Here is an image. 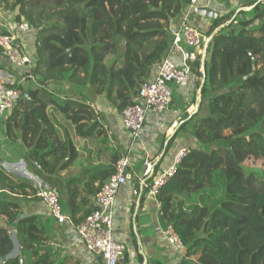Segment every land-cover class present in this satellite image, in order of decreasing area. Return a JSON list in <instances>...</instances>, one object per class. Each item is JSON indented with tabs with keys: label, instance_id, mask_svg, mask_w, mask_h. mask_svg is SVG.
<instances>
[{
	"label": "trees",
	"instance_id": "trees-1",
	"mask_svg": "<svg viewBox=\"0 0 264 264\" xmlns=\"http://www.w3.org/2000/svg\"><path fill=\"white\" fill-rule=\"evenodd\" d=\"M189 2L0 0V6L36 33L33 74L42 86L70 82L74 93L87 89L83 99L105 95L122 113L169 56L171 27ZM248 8L226 15L217 11L210 37L223 28L209 43L204 67L201 58L192 64L193 102L199 95V109L191 118L185 116L180 131L196 145L187 149L175 176L157 196L162 226H172L184 246L179 264H264V4L255 0ZM109 57L114 60L108 66ZM14 88L23 96L5 122L6 132L22 140L29 162L48 168L49 158L61 150L49 124L48 105L76 125L90 107L76 97L60 103L45 100V91L39 89L17 83L10 86ZM120 158L115 155L102 168L101 185L93 194L112 177ZM245 168L261 172L246 176ZM37 191L0 169L1 264H73L51 248L53 219L24 214L20 198L32 196L38 202ZM12 232L20 253L9 258L15 249ZM99 264H104L102 259Z\"/></svg>",
	"mask_w": 264,
	"mask_h": 264
},
{
	"label": "crops",
	"instance_id": "crops-1",
	"mask_svg": "<svg viewBox=\"0 0 264 264\" xmlns=\"http://www.w3.org/2000/svg\"><path fill=\"white\" fill-rule=\"evenodd\" d=\"M253 1L255 0H241L244 8L240 10L250 11L252 8H248V4ZM222 7L209 6L208 9L214 11L218 9L216 12L220 10V13H223ZM3 10L5 9L0 6V17L3 20L11 21L15 18L13 14ZM236 12L239 13V10ZM178 21L174 24H178ZM190 22L203 32L208 41L211 40L214 34L210 37L213 19L195 15L190 18ZM209 43L204 47L206 57ZM182 48L184 55L178 53L171 55V59L180 66L184 57L187 58L193 52V49L186 45ZM205 60H202V67ZM0 67H4L0 69V93L16 83L27 87H30L32 82L36 85L39 83L35 75L34 80L28 81L26 76L27 79H24V76L14 71L1 50ZM195 87V82L185 89L173 86L174 105L163 115H151L136 140L124 129L121 112L115 110V106L106 99L105 95H89L83 99L90 109L86 110L78 125L69 120L55 105L49 104L46 113L50 127L55 130L61 150L58 155L49 158L51 165L48 168H41L37 162L27 160L29 152L22 140L15 141L6 132L5 122L9 115L0 116V135L4 139L0 146V169L15 181L31 183L37 190L42 184L57 190L61 196L63 212L68 218L64 224L58 223L49 215L48 209L41 200L32 201L30 196L28 202L22 198L20 201L25 216L40 215L53 219L54 239L51 248L58 251L62 258L68 257L69 262L73 264L77 262L99 264L100 259L90 253L80 241L75 221H84L87 213L96 208L97 195L92 191H96L101 185L102 168L110 165L115 155L122 157L130 151L131 180L122 187L115 204L114 233L117 240L127 247L121 264L181 262L183 250L178 249L165 236L168 228L164 229L161 224V205L157 198L148 196L146 189L155 175L174 163L175 156L180 150H187L196 145L192 136L180 131L185 116L189 115L191 118L198 112L200 97L196 96V102H193ZM51 98V96L44 97L45 100ZM175 112H178V115H175ZM172 142L174 144L168 152L169 143ZM65 153L68 155L64 156ZM146 161L152 162L155 166L154 175L151 177H145ZM36 163L40 167H37ZM157 167L159 169H156ZM74 210L76 216L73 218Z\"/></svg>",
	"mask_w": 264,
	"mask_h": 264
},
{
	"label": "built area",
	"instance_id": "built-area-1",
	"mask_svg": "<svg viewBox=\"0 0 264 264\" xmlns=\"http://www.w3.org/2000/svg\"><path fill=\"white\" fill-rule=\"evenodd\" d=\"M204 0H190L185 6L178 24L171 27L173 46L170 54L158 65L151 80L143 84L139 95L134 98V104L127 107L121 113L123 127L132 134L133 139H138L146 121L151 115L160 116L167 113L173 103L172 87L188 88L192 83V64L199 58L205 60L204 47L209 43L206 36L195 28L190 18L199 15L201 8L208 9ZM264 2V0H260ZM0 29L5 33L0 35V50L4 58L8 60L14 71L34 80L35 53L33 48L37 39L30 24L17 23L12 19L5 21L0 17ZM193 49V52L184 57L183 64L177 65L171 55L178 53L184 55L182 46ZM25 77V78H26ZM24 78V79H25ZM23 96L20 89H6L0 93V116H8L14 110ZM178 115V112H175ZM4 139L0 135V146ZM188 150H180L174 159V163L164 171L153 177L148 188V196L157 198L161 189L175 176L178 166L187 156ZM145 177L154 175L155 166L146 161ZM132 165L130 151L123 155L115 165V173L106 182L96 196V210L77 226L78 237L86 249L104 264H121V260L127 250L125 244L117 240L114 233L115 204L123 186L130 180L129 170ZM37 167H40L36 163ZM37 196L48 209L49 215L58 223L64 224L68 218L63 212L61 196L55 189H50L42 184L38 186ZM165 236L170 239L178 249L184 250L179 237L172 226L165 231Z\"/></svg>",
	"mask_w": 264,
	"mask_h": 264
},
{
	"label": "rangeland",
	"instance_id": "rangeland-1",
	"mask_svg": "<svg viewBox=\"0 0 264 264\" xmlns=\"http://www.w3.org/2000/svg\"><path fill=\"white\" fill-rule=\"evenodd\" d=\"M204 4H208L209 6H213V7H222V11H226L223 15H226L228 13H232L234 11H238L239 12H242L244 10H240V9H243L244 8V5H243V2H241V0H204L203 1ZM264 4V2H262ZM4 12H6L5 10H3ZM193 17V16H192ZM212 20V19H211ZM199 30V29H198ZM200 31V30H199ZM201 32V31H200ZM203 33V32H201ZM114 60V57H109L105 63L106 65H110L112 63V61ZM27 79V78H25ZM32 82V81H31ZM39 86H42L40 84V82L38 83ZM34 84V82H32L31 86L29 87L30 89H33V88H37L41 91H45V93H42V97L44 98H49V96H51L53 99H57L60 103H64L66 101L65 97H76L78 99H82L84 97L87 96V89H84V91L82 93H74L72 91V85L70 82H63V83H58V84H51L50 86L48 87H40L39 86ZM25 88H27V86H24ZM116 111H118L116 108H115ZM119 112V111H118ZM229 134V133H228ZM109 160V159H108ZM244 170V173L246 174V176H250L251 174H255L257 175V173H260L261 171L259 169H243ZM61 205L63 206V202L61 201ZM12 238L14 240V243H17V246H19L18 242H17V239H16V233L15 232H12ZM20 253V249H18L16 247V251L15 253H13L12 256H10L9 258H12V257H15L17 255H19ZM2 262H0L1 264Z\"/></svg>",
	"mask_w": 264,
	"mask_h": 264
},
{
	"label": "water",
	"instance_id": "water-1",
	"mask_svg": "<svg viewBox=\"0 0 264 264\" xmlns=\"http://www.w3.org/2000/svg\"><path fill=\"white\" fill-rule=\"evenodd\" d=\"M199 15L202 16V17H208V18H211V19H217L218 16H219V13L216 12V11H214V10H212V9L201 8V9L199 10ZM222 28H223V26L220 27V28L218 29V31L221 30ZM218 31L214 32L212 38L214 37V35H215ZM212 38H211V39H212ZM210 41H211V40H210ZM69 53H71V51H69ZM203 71H204V69H203ZM252 75H253V74H252ZM25 96H27V94H25ZM16 247L19 249V246H17V243H15V249H14L13 253H15V251H16ZM13 253H12L10 256H12Z\"/></svg>",
	"mask_w": 264,
	"mask_h": 264
}]
</instances>
